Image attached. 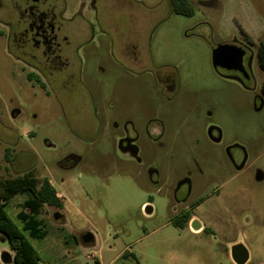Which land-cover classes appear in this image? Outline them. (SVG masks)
Listing matches in <instances>:
<instances>
[{
	"label": "rangeland",
	"instance_id": "obj_1",
	"mask_svg": "<svg viewBox=\"0 0 264 264\" xmlns=\"http://www.w3.org/2000/svg\"><path fill=\"white\" fill-rule=\"evenodd\" d=\"M64 1L53 3L65 23L80 14L95 44L137 39L158 73H130L103 49L83 74L44 89L8 48L21 23L12 0H0V180L47 178L77 213L72 223L63 207L41 206L45 236L23 232L40 264H234L235 243L244 264H264V0H189L191 17L167 0ZM220 44L243 47L248 78L212 67ZM9 130L13 168L2 155ZM25 198L4 205L19 228ZM184 213L199 230L174 224ZM3 251L12 257L0 234Z\"/></svg>",
	"mask_w": 264,
	"mask_h": 264
},
{
	"label": "crops",
	"instance_id": "obj_2",
	"mask_svg": "<svg viewBox=\"0 0 264 264\" xmlns=\"http://www.w3.org/2000/svg\"><path fill=\"white\" fill-rule=\"evenodd\" d=\"M62 2L63 6L65 7V1L62 0ZM95 3L96 1L92 3L93 8L98 6V4L96 6ZM167 6L169 11L171 12L169 0H167ZM65 11V8L61 11H59V9L55 11L57 21H59L60 23V28L57 32L56 49L57 56L59 57L62 65H57V67L52 68L45 57H39V59L44 63V70L41 71L40 74H38L39 86L46 89L47 84L51 83L53 79L55 81L58 78H73L77 72L83 74V70L85 69L83 68V64L86 59L90 58L91 56L100 54L102 52L100 50L103 49H106L107 53H110V55L113 56V58L117 61L124 62L126 65L124 69L126 71H129L130 73L137 75H152L158 73L157 67H155L151 56L148 55V53L144 50V47L142 46V43L140 41H137L136 39L132 41H125L120 44L111 40L109 43H107V45H103L100 42L95 44L92 41L94 32L93 26L89 22L82 19V16L80 14L78 16V20H73V22L75 23H65L70 20V18L65 14ZM7 45L8 48L10 47V49L16 48L15 44L12 41H10ZM116 46H119V50L117 51ZM22 59L23 58L20 59V62L23 66L22 69H24L27 63ZM100 71H104V69L100 68ZM17 114H19V111L15 110L12 114L11 119H14ZM9 132L11 138L7 140V148L3 150L2 155L4 158L5 155L11 152V154H9L8 156V159L10 160L8 165L10 168H13L17 165V163H19V156L17 152H14L16 144L12 135H15V133L12 130H9ZM49 183L52 185L50 180ZM56 193V195L62 201V207L64 208V210H66L68 217L71 218L70 221L73 223V216H77V213L74 211L72 204L63 199V196H61L59 192L56 191Z\"/></svg>",
	"mask_w": 264,
	"mask_h": 264
},
{
	"label": "trees",
	"instance_id": "obj_3",
	"mask_svg": "<svg viewBox=\"0 0 264 264\" xmlns=\"http://www.w3.org/2000/svg\"><path fill=\"white\" fill-rule=\"evenodd\" d=\"M169 6L171 13L175 15L185 17L193 15L189 0H169ZM256 58L259 68L264 72V43L257 46ZM27 77L32 78V75L28 74ZM36 80L39 83V80ZM261 91L264 93V74ZM8 155H5L6 159H8ZM20 193H24L26 198L21 202V209L15 215L21 223L19 228L7 215L4 205L9 198ZM56 194L47 178L37 179L31 172H27L23 176L0 180V234L4 236L13 253V264H40L36 250L23 232H26L32 239L39 240L45 236V231L42 229L43 223L37 218V215L44 204L62 208V201ZM181 216V219L174 221L176 226L183 227L189 219L188 213ZM122 256H125V253Z\"/></svg>",
	"mask_w": 264,
	"mask_h": 264
},
{
	"label": "flooded vegetation",
	"instance_id": "obj_4",
	"mask_svg": "<svg viewBox=\"0 0 264 264\" xmlns=\"http://www.w3.org/2000/svg\"><path fill=\"white\" fill-rule=\"evenodd\" d=\"M53 2L54 0H12L21 24L12 30L11 41L16 46L15 54L20 59L23 58L22 60H25L26 66L30 69L27 75L35 76L36 79H38V74L44 70V63L39 57H45L52 68L62 65L56 49L60 23L55 15L57 9ZM231 72L244 78L238 71ZM132 148L134 149V147ZM192 221L193 218L189 217L186 225H194L193 229L199 230V224ZM190 229L192 228L190 227Z\"/></svg>",
	"mask_w": 264,
	"mask_h": 264
},
{
	"label": "water",
	"instance_id": "obj_5",
	"mask_svg": "<svg viewBox=\"0 0 264 264\" xmlns=\"http://www.w3.org/2000/svg\"><path fill=\"white\" fill-rule=\"evenodd\" d=\"M243 56L244 50L241 47L233 44H220L211 52V65L214 69L238 71L244 78H248V74L242 63ZM81 242L83 244H90L92 242L91 235H83ZM230 256L234 264H244L248 259V252L243 244L236 243L230 248ZM0 259L4 263L13 262V258L5 251L0 253Z\"/></svg>",
	"mask_w": 264,
	"mask_h": 264
},
{
	"label": "built area",
	"instance_id": "obj_6",
	"mask_svg": "<svg viewBox=\"0 0 264 264\" xmlns=\"http://www.w3.org/2000/svg\"><path fill=\"white\" fill-rule=\"evenodd\" d=\"M86 258H89V259H95V256H93V255H86Z\"/></svg>",
	"mask_w": 264,
	"mask_h": 264
}]
</instances>
